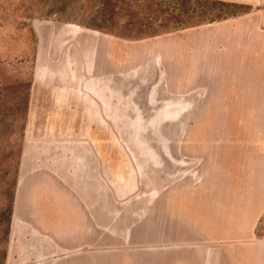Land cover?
Masks as SVG:
<instances>
[{
    "label": "crops",
    "instance_id": "crops-1",
    "mask_svg": "<svg viewBox=\"0 0 264 264\" xmlns=\"http://www.w3.org/2000/svg\"><path fill=\"white\" fill-rule=\"evenodd\" d=\"M225 1L253 10L214 24L217 35L205 25L186 34V49L206 59L208 45L220 44L217 57L255 81L249 104L264 105V2ZM68 9L42 5L46 13L31 21L35 51L6 264L98 263L64 259L56 241L92 234L99 174L107 178L113 164V75L115 68L124 74L129 39L64 16ZM230 117L225 122L264 123V114ZM252 127L195 136L197 145L212 139L214 146L171 154L175 169L164 194L170 235L178 250L195 252L171 264H264V127Z\"/></svg>",
    "mask_w": 264,
    "mask_h": 264
},
{
    "label": "rangeland",
    "instance_id": "rangeland-1",
    "mask_svg": "<svg viewBox=\"0 0 264 264\" xmlns=\"http://www.w3.org/2000/svg\"><path fill=\"white\" fill-rule=\"evenodd\" d=\"M229 2L0 0V264H6L10 245L9 213L27 127L35 51L31 21L46 13L42 5L54 4H68L64 16H81L87 27L101 25L129 39L128 65L124 74L115 68L113 75V164L107 178L99 174L92 234L58 237L56 243L66 248L59 255L97 264H171L195 254L178 250L177 236L170 235L164 194L175 169L171 154L213 147L215 140L197 145L193 139L212 131L264 127L225 122L234 114H264V105L249 104L256 101L252 76L218 58V43L208 45L206 59L186 49V34L205 25L217 35L214 24L233 18L232 12L253 10L250 3Z\"/></svg>",
    "mask_w": 264,
    "mask_h": 264
},
{
    "label": "trees",
    "instance_id": "trees-1",
    "mask_svg": "<svg viewBox=\"0 0 264 264\" xmlns=\"http://www.w3.org/2000/svg\"><path fill=\"white\" fill-rule=\"evenodd\" d=\"M221 2L223 3V1H221ZM228 4H231V5L237 6V3H234V2H232V1L229 2ZM248 12H250V10H245L243 13H248ZM243 13L232 12V13L230 14V16L235 17V16H238V15L243 14ZM11 209H12V208H11ZM11 209H10L9 216L11 215ZM9 225H10V217H9ZM2 264H4V263H2Z\"/></svg>",
    "mask_w": 264,
    "mask_h": 264
}]
</instances>
